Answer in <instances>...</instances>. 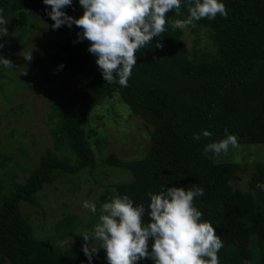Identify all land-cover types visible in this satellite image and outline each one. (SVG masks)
Wrapping results in <instances>:
<instances>
[{"label":"trees","instance_id":"16d2710c","mask_svg":"<svg viewBox=\"0 0 264 264\" xmlns=\"http://www.w3.org/2000/svg\"><path fill=\"white\" fill-rule=\"evenodd\" d=\"M219 2L226 6V17L217 14L215 19L194 21L195 27L206 30L211 51L185 52L183 30L173 29L171 22L186 19L194 0H181L179 15L175 10L166 14L165 32L136 52L127 87L118 83V77L110 84L103 78L97 57L88 51L91 42L79 39L81 28L65 24L56 29L65 37L56 43L49 65L79 80L68 97L56 94L50 115L53 146L28 170L23 183L15 181L14 170L26 169L19 163L9 168L10 159L0 156L4 170L0 174V264H90L84 252L39 239L38 226L22 216L20 203L39 207L36 199L46 186L95 168L92 142L99 150L102 140L93 138L96 131L86 123L97 107L115 97L150 128L149 144L141 159L123 160L110 154L103 160L127 171L131 180L103 192L99 203L127 195L134 206H145L147 223L149 193L159 194L172 186L201 187L204 195L195 198L194 206L223 241L219 264H264V190L257 187L264 184V160L253 163L248 189L242 190L233 183L241 180L240 173H248L247 165L216 163L214 153L204 154L206 145L226 137L225 129L238 137V145H264V0ZM0 10L22 31L29 17L42 19L51 28L55 23L48 15L51 6L43 0H0ZM62 11L76 19L83 15L78 0ZM205 130L211 132L210 138L203 136ZM194 134L201 138L195 140ZM78 224L68 214L57 222L55 237L74 236ZM251 238L256 250L250 248ZM91 264H108L106 251L94 253ZM136 264L154 261L142 259Z\"/></svg>","mask_w":264,"mask_h":264},{"label":"rangeland","instance_id":"374dc122","mask_svg":"<svg viewBox=\"0 0 264 264\" xmlns=\"http://www.w3.org/2000/svg\"><path fill=\"white\" fill-rule=\"evenodd\" d=\"M78 5L84 14L79 0ZM4 27L8 35L0 37V44L3 45L0 56L10 59L13 68L0 64V156L10 159L7 160L9 168L19 163L26 169L25 172L14 170L15 181L23 183L29 175L28 170L35 168L40 157L53 146L54 124L50 123V115L56 94L68 97L76 88L79 78L49 65L56 43L63 41L65 36L44 20L29 17L23 31L10 22ZM182 30L185 52L213 49L205 29L191 25ZM31 52L33 58L28 61L23 54ZM86 126L96 131L93 138L102 140L98 144L99 150L92 142L95 168L83 169L75 176L46 186L37 196L39 207L20 203L22 216L38 226L35 232L39 239L61 249L70 247L78 253L83 252L82 235L88 233L91 236L95 224L99 222L103 205L98 201L99 196L106 190L112 191L116 184L131 180L127 171L104 164L103 160L110 154L123 160L141 159L148 147L150 133L143 120L134 116L116 97L97 107ZM260 160H264V145L261 144L230 146L226 153L214 157L216 163L233 162L241 167L248 166V173H240L241 180L233 183L235 188L242 190L248 189L252 165ZM3 171L0 168V174ZM84 201L94 203L97 212L93 214L85 209ZM68 214L74 215L79 224L74 236L60 240L55 237V227ZM98 242L94 241V244ZM249 245L251 249H257L254 238L250 239Z\"/></svg>","mask_w":264,"mask_h":264},{"label":"clouds","instance_id":"9594fccd","mask_svg":"<svg viewBox=\"0 0 264 264\" xmlns=\"http://www.w3.org/2000/svg\"><path fill=\"white\" fill-rule=\"evenodd\" d=\"M43 2L51 6L48 15L55 22L52 28L59 29L65 24L81 28L79 39L91 42L88 51L97 57L96 64L103 78L110 84L117 82L118 77L123 87L128 86L137 63L136 52L165 32L168 12L175 10L179 15L181 8V0H79L85 11L76 19L62 11L71 6L73 0ZM188 11L186 19L171 22L173 29L194 26V21L202 18L215 19L217 14L228 15L225 4L219 0H194V6ZM8 22L0 15V37L8 35L4 27ZM23 57L31 61L32 52ZM0 64L13 68V62L3 56H0ZM225 133L224 139L206 145L205 155L211 152L218 156L226 153L230 146L238 147V137L229 134L227 129ZM211 135L203 131L204 137ZM193 138L201 137L194 134ZM257 187L264 190V184ZM203 195L201 187L175 186L159 194L149 193L150 220L147 223L143 221L146 212L143 204L134 206L127 195L112 198L103 203L92 235H82V250L90 264L93 254L101 248L106 251L108 264H136L142 259H151L154 264H219L218 252L223 241L211 222L202 221L203 213L194 206L195 198ZM83 207L93 214L97 212L96 205L90 201H84ZM97 240L100 241L98 247L94 244Z\"/></svg>","mask_w":264,"mask_h":264}]
</instances>
